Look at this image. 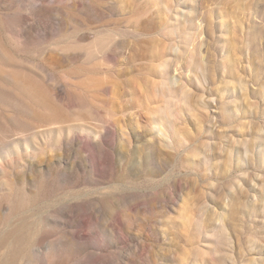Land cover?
Returning a JSON list of instances; mask_svg holds the SVG:
<instances>
[{
    "label": "rangeland",
    "instance_id": "rangeland-1",
    "mask_svg": "<svg viewBox=\"0 0 264 264\" xmlns=\"http://www.w3.org/2000/svg\"><path fill=\"white\" fill-rule=\"evenodd\" d=\"M0 264H264V0H0Z\"/></svg>",
    "mask_w": 264,
    "mask_h": 264
}]
</instances>
